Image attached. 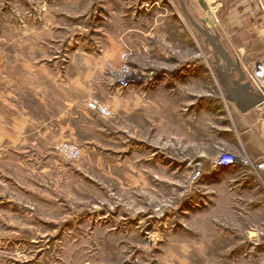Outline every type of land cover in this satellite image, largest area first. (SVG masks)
<instances>
[{
    "label": "rangeland",
    "instance_id": "obj_1",
    "mask_svg": "<svg viewBox=\"0 0 264 264\" xmlns=\"http://www.w3.org/2000/svg\"><path fill=\"white\" fill-rule=\"evenodd\" d=\"M101 1L96 7L98 0H0V49L8 45V52L16 54L19 48L10 38L38 26L54 34L56 42L47 45L49 51L60 49L74 34L77 45L71 50H89L84 44L94 37L101 39L95 40L93 52L103 53L109 36L119 41L121 35H130L126 32L131 20L140 28L131 38L141 39L151 31L156 49L182 51L176 62L167 60L168 67L189 59L185 50L193 43L185 44L181 28L163 15L173 9L161 11L158 5L163 4L143 0L138 12L126 7L127 0ZM187 1L193 15L234 58L251 62L264 55L261 0H207L208 9L197 0ZM164 2L175 10L181 6L180 0ZM91 5L92 10L99 8L97 14L100 8L105 12L106 23L89 30L85 24L93 16ZM174 12L189 20L183 10ZM185 23L198 44L199 62L215 77V88L205 84L202 92L196 91L202 96L195 99H166L155 115H133V123L119 116L98 87L104 82L119 90L133 87L121 88L116 82L124 76L120 67L125 62L144 86L158 77L152 69L165 60L131 56L138 40L123 38L127 45L105 59L102 71L90 75L92 88L79 99L73 115L61 113L65 107L58 103L64 92L55 86L78 78L77 71L83 77L85 56L70 52L55 58L57 65L44 57L45 64H54L49 71L38 69L42 59L37 58L36 75L22 73L21 67L11 73L0 58V264H250L244 262V246H249L244 234L233 232L228 222L232 216L227 201L222 208L215 202L212 164L228 153L260 158L250 156L243 113L218 77L224 60L216 57V49L190 20ZM171 38L176 40L171 43ZM70 61H76L70 65L75 72H67ZM237 76L233 71V78ZM26 84H33V94ZM35 84L47 88L41 94L50 97L47 102L35 101ZM105 103L109 115L101 109ZM197 169L201 172L196 178ZM251 170L264 178V171Z\"/></svg>",
    "mask_w": 264,
    "mask_h": 264
},
{
    "label": "crops",
    "instance_id": "obj_2",
    "mask_svg": "<svg viewBox=\"0 0 264 264\" xmlns=\"http://www.w3.org/2000/svg\"><path fill=\"white\" fill-rule=\"evenodd\" d=\"M98 1H100V4H96V7H101V3H103V1ZM147 1H149L150 4H163L158 5L161 11L169 10L168 8H170V10L173 9L174 11H176L171 6V4L164 2V0ZM185 1L187 2V4H189L187 0ZM250 1L251 0H248V3L244 1L240 4H250ZM125 2L127 3L126 7L135 8L138 12L142 11L139 4H142L143 0H127ZM95 3H97V1H95ZM91 7L92 5L89 7V9H91ZM96 7L94 8V10L91 9V13H93V16L90 17L89 20H86L85 26L88 27L89 30H92L93 27H98L105 22L103 19V13L105 12H103L100 8L101 12L97 14L99 8ZM145 11L150 13L151 10L147 9ZM174 11H171V13H165L163 15L168 14V20L170 21V23H172L174 27L178 29L181 28V36L183 37L182 40L185 41V44H187V42L190 40L191 42H189L191 44L193 43L194 45L193 48H188L187 50H185L189 53V59L183 61L182 64L170 67L167 66V60L170 59V62H176L177 59L175 58L181 56L182 51L178 50V48L156 49L151 43V39H153L151 37H153L154 35L151 31H148L147 35H144L141 39H138L140 35L136 36L135 38H131L134 32H140V28L134 24L135 21L131 20H129L131 25H129L126 32L130 35H126L125 37L121 35V37H119V41H117L114 36L108 35L109 45H104L103 53H101V50H99L98 53L93 52L96 50L94 48L95 40L97 41L101 39L94 38L93 36V42H91L90 44H84V46L89 50H82L79 48H74L71 50V48L77 45L74 34H69V36L66 38L67 43L60 49L49 51L47 45H51V42H56L54 34L53 32H50V34L48 32H43L37 26L36 29L32 31L24 32L14 38H10L12 39L10 43H16L14 45L19 48L15 51L17 53L12 55L8 52V45H5L3 49H0V58L4 61L5 66L9 65L8 68L10 69L11 73H14L17 68L21 67L22 73L30 72L32 74H35L36 72H34V70L37 71L38 69H42V71H49L50 68V70H52L50 66L54 64H45L44 57H51L53 58L52 61H54L55 58H59L62 55H69L70 52H77L79 53V56H85L86 67L85 71L83 70V77L81 75V72L77 71V73L79 74L78 78H69L67 83L62 87H59L57 83L55 86L56 89L64 92L63 99L58 103L65 107L61 111V113L73 115L72 110L75 106H79V99H81L84 94L89 93L92 88V86L90 85V75L97 72V70L102 71L103 64L106 61L105 59L108 58V56H115L119 46H123V43L126 44L128 37L131 38V41L138 40L137 45L134 47V51L133 49L129 48L132 51L131 56H147L153 57L156 60H165L166 63H164L163 66L152 69V72L155 73L158 77H156L148 86H144L142 83L137 82L128 90H119L108 82H104L102 86L99 85L98 87V91H100V94L103 98L112 100L113 104L116 107V112L118 114L119 112L122 114H119V116L121 118H124L128 122L133 123L135 120V117L133 115H140L141 113H151L155 115L156 112H159L161 110L162 101H164V104H166V99L167 101L172 100L174 97H177V95L189 96L192 99H195L202 96L196 91L199 90L200 92H202V88H204L205 84L210 85L212 91L213 88H215V77L199 62V60H201L198 57L199 48L193 33L188 28L182 17ZM130 13H132L131 10L129 14ZM108 14H111V12L108 11ZM115 14H117V12ZM50 15L51 19L54 18V15L52 13H50ZM240 17L244 19L242 15H240ZM262 21L263 17L261 15L260 23H262ZM96 31L97 33L99 32L100 34H102L101 28L96 29ZM260 31L262 33V40L264 41L263 25ZM182 33H184V35L186 36L182 35ZM188 37H190L192 40ZM123 38H125L124 41L126 42H123ZM173 40H176V38H171V43L173 42ZM100 46L101 44H99L98 42V49L100 48ZM37 58L42 59V62L40 67L38 69H35L36 65L34 63V60L37 61ZM93 58L97 59L94 60ZM54 62L55 65H57L59 61L58 59H56ZM73 62L76 61H70V63L67 65V72L74 71H70V65L74 66ZM93 62L94 69L88 67ZM212 63L215 68V55H213L212 57ZM38 64H40V62ZM136 65L141 66L138 64ZM141 67L148 69V71L151 70V68H149L148 66ZM32 85L33 84L24 85V87L29 88L30 94H33L32 90L34 89V87ZM35 87V101L39 103L47 102L50 97L44 96V93L43 97L41 96L42 92H45L47 88H44L43 86L37 84H35ZM39 90L41 92H39ZM176 90H178V93H176ZM210 102L214 104V99L212 98ZM197 104L198 103H195L194 105L196 106ZM25 110L27 114H32V111H30L29 107L26 106ZM240 112L243 113L246 134H249L248 141L250 145L247 148L249 150L250 156L252 158L264 157V109L260 108L258 105H255L250 107L246 111L240 110ZM59 116L60 114L57 115V119H59ZM139 121H144V119H142L141 117ZM136 126H138V124ZM223 156L228 157L226 159V162L230 163L232 162L230 158H238L239 154L237 155L228 153L223 154ZM212 168L215 169V172L213 173L214 177L212 178V180L215 179V186L217 187H215V202L217 203L218 207L222 208L227 201V208L229 209L228 212L229 215L232 216H228V222L231 223L230 227L232 228V231L243 233V238L249 244L248 247L244 246V262H250V264L254 262L255 264H264V178L259 173L251 170L250 166L244 164L239 160H237L231 166L225 165L224 163H215L212 164ZM223 189L227 190V194H220V190ZM225 195H227V199L223 197ZM231 209L233 211L232 213ZM185 213L187 214V211Z\"/></svg>",
    "mask_w": 264,
    "mask_h": 264
},
{
    "label": "water",
    "instance_id": "obj_3",
    "mask_svg": "<svg viewBox=\"0 0 264 264\" xmlns=\"http://www.w3.org/2000/svg\"><path fill=\"white\" fill-rule=\"evenodd\" d=\"M199 2L205 9L209 8L207 0H199ZM180 4L192 24L202 32L212 44L214 52L216 49V57L219 59L220 56L224 60L223 64H219L217 72L220 81L225 87L227 97L235 100L242 111H246L250 107L262 103L263 97L258 94L254 90L252 84L246 80V74L240 60L234 58L229 49L219 40L218 36L212 34L209 29L193 15L192 10L185 0H180ZM211 20L214 23L217 21L215 18ZM233 71L238 73L235 79L233 78Z\"/></svg>",
    "mask_w": 264,
    "mask_h": 264
},
{
    "label": "built area",
    "instance_id": "obj_4",
    "mask_svg": "<svg viewBox=\"0 0 264 264\" xmlns=\"http://www.w3.org/2000/svg\"><path fill=\"white\" fill-rule=\"evenodd\" d=\"M259 9L261 11V15L263 17L262 25H263V36H264V0H261V3L259 4ZM264 38V37H263ZM128 54L126 52L123 53V57H126ZM238 56V55H237ZM239 60L241 61V57L238 56ZM242 67L246 74V79L252 84L254 90L260 94L263 97L262 103L258 104L260 108L264 109V55L260 57L258 60L251 61V62H244L241 61ZM122 72L124 73V76L117 79V83L121 88H127L128 86H131L132 84H135L139 82L137 79L134 80V71L132 70V67L128 65V63L125 62L124 65L120 67ZM129 75H128V74ZM101 109L103 112L106 113V115H109L111 111L109 110V105L107 103L100 104ZM228 157H225L222 155H218L215 158L214 163H224L225 165H232L237 160L244 162L248 165H250L251 168L259 171H264V157L253 161L248 156H239L230 158L232 162L228 163L226 162V159ZM201 170L197 169L194 172V177H198L200 175Z\"/></svg>",
    "mask_w": 264,
    "mask_h": 264
},
{
    "label": "bare ground",
    "instance_id": "obj_5",
    "mask_svg": "<svg viewBox=\"0 0 264 264\" xmlns=\"http://www.w3.org/2000/svg\"><path fill=\"white\" fill-rule=\"evenodd\" d=\"M197 1H199V0H197ZM199 3H200V2H199ZM199 3H198V4H199ZM177 5H178V4H177ZM202 7H203V6H202ZM181 8H182V7L179 6V5L176 6V10H178V11L180 10V12H181V14H182V10H183V9L181 10ZM197 11H198V10H197ZM183 12H184V11H183ZM198 12H199V11H198ZM198 12H197V13H198ZM199 14H200V13H199ZM185 15H186V14H185ZM199 16H200V15H199ZM185 21L188 23L189 20H186V19H185ZM208 33H209V32H208ZM209 34H210V33H209ZM202 53H203V52H202ZM220 63H221V62H220ZM148 75H150V74H148ZM150 83H151V82H145V84H150ZM262 139H263V138H262ZM213 163H214V162H213ZM230 166H231V165H230ZM218 167H219V166H218ZM154 216H155V215H154ZM159 216H160V215H159ZM149 220H150V219H149ZM155 220H156V219H155ZM142 223H143V222H142Z\"/></svg>",
    "mask_w": 264,
    "mask_h": 264
}]
</instances>
